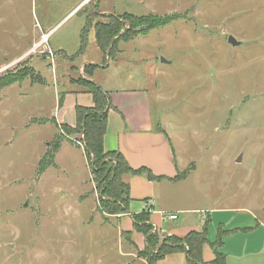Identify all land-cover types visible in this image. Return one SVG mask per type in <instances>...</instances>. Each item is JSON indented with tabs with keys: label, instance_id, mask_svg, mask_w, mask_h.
<instances>
[{
	"label": "rangeland",
	"instance_id": "1",
	"mask_svg": "<svg viewBox=\"0 0 264 264\" xmlns=\"http://www.w3.org/2000/svg\"><path fill=\"white\" fill-rule=\"evenodd\" d=\"M87 2L0 0V264H147L144 255L176 236L154 229L157 246L145 242L138 251L131 230L113 220L120 214L104 212L79 148L64 146L37 175L57 135L77 146L83 140L51 119L57 94L96 75L106 86L144 88L177 171H192L165 204L243 208L264 220V0H100L98 8ZM100 8L114 12L101 15ZM111 18L119 32L102 52L92 25ZM138 19L149 22L136 26ZM85 21L92 29L78 53ZM158 22L164 24L150 28ZM42 34L52 56L34 49ZM229 35L241 45L228 44ZM100 57L97 68H109L87 76L82 62ZM11 77L18 80L3 85ZM134 202L129 212L141 209ZM239 215L230 216L234 224ZM200 221L199 214H180L160 228H197ZM217 222L215 216L211 240ZM141 225L132 218L133 231L146 238ZM155 264L189 263L172 253Z\"/></svg>",
	"mask_w": 264,
	"mask_h": 264
},
{
	"label": "crops",
	"instance_id": "2",
	"mask_svg": "<svg viewBox=\"0 0 264 264\" xmlns=\"http://www.w3.org/2000/svg\"><path fill=\"white\" fill-rule=\"evenodd\" d=\"M87 1L79 0L78 6ZM99 1L93 0V2L89 1L87 4L92 2L98 8ZM100 9L102 10L101 15L114 12L113 8ZM100 60L101 57L95 61L85 59L82 65H99ZM108 68L109 66L107 65L95 70H107ZM96 76L91 77V81L98 84L103 91L109 94L112 106L107 113V127L103 139L104 151L118 152L132 169L146 168L158 178L149 180L145 174H125L122 176V181L128 185L127 197L129 201L127 205H137L134 201H138L140 202L138 205L142 206L140 210L135 209L133 213L128 211L125 214L114 216L113 220L119 228L125 231L131 230L130 237L136 249L138 251L143 250L146 238L143 234L133 231L132 218L135 215L147 213L149 215V224L154 227L155 231H167L168 235L185 236L191 231H200L206 224L208 243H205L202 248L201 258L203 263L210 264L215 259V251H218L224 255L225 264H264V258H259V255L264 252V220H262V215H258L257 217L251 210L229 206L213 207L210 209L205 206L195 207L192 205V207L187 209L179 205L165 204L164 199H171L172 190L181 186L179 184L185 182L190 177L192 171L183 170L187 171L186 176L175 180V177L180 172L176 169L178 166L173 145L166 130L161 128L160 119L155 118L152 114L150 94L144 88L106 86L105 81H100ZM128 80L131 79L128 78ZM60 94H64V97L62 107L59 108L58 97ZM93 105L94 102L91 94L76 87H71L57 94L56 106L51 119L53 118L59 126L67 125L74 127L76 123L75 107L90 108ZM64 146L68 147V149L79 148L87 159L83 147L77 146L69 140L62 142L60 150L56 155L61 152ZM136 212L138 213L135 214ZM171 213L177 216L175 220L167 218V215ZM187 213L200 215L201 221L199 222V227L181 228L169 226L167 230L160 228V225L165 223V221H176L180 214ZM238 213H243L245 216L239 215L241 219L234 224L230 216L232 215L233 217ZM215 216H217L218 221L216 239L211 240L209 227L215 220Z\"/></svg>",
	"mask_w": 264,
	"mask_h": 264
},
{
	"label": "trees",
	"instance_id": "3",
	"mask_svg": "<svg viewBox=\"0 0 264 264\" xmlns=\"http://www.w3.org/2000/svg\"><path fill=\"white\" fill-rule=\"evenodd\" d=\"M138 19L133 21L136 26L148 23ZM119 21L111 18L108 23H95L92 25L94 30L95 41L97 47L102 52L112 45V40L118 34ZM163 22H158L150 26L163 25ZM88 23L80 33V44L78 53H83L87 45V34L90 29ZM138 33V32H137ZM113 46V45H112ZM74 59L75 57H71ZM97 69L96 65L87 64L84 66V73L87 76H92L93 72ZM28 77L33 76L32 70L25 74ZM32 78V77H31ZM17 77H11L3 82V85L13 84L17 81ZM79 85L81 90L89 93L93 97L94 105L90 108L76 106L74 127L61 125V128L66 134H82L83 147L88 161L90 162L93 175L97 181V188L100 191L101 205L104 212L111 215L121 214L128 212V185L122 181V176L125 174H134L145 176L149 180L158 179L150 170L141 168L134 170L128 166L123 156L118 152H105L103 148V139L107 127V113L112 108L109 94L96 83L91 80H81ZM2 86V85H1ZM64 94L58 97V107H62ZM64 138L57 135L54 143L52 144L51 151L47 152L38 164L37 175H41L45 170L54 165V156L60 150ZM187 171L177 174L175 180L182 179L186 176ZM136 223L142 224L138 227L139 232L145 233L146 244L148 247L157 246V235L154 232V227L149 224V215L141 213L133 216ZM205 243H208L206 224L200 231H191L183 237L170 236L167 237L159 246L154 255H144L147 264H155L158 260L163 259L165 256L172 253H184L189 264H202V248ZM210 264H225V257L220 252L215 251V259Z\"/></svg>",
	"mask_w": 264,
	"mask_h": 264
},
{
	"label": "built area",
	"instance_id": "4",
	"mask_svg": "<svg viewBox=\"0 0 264 264\" xmlns=\"http://www.w3.org/2000/svg\"><path fill=\"white\" fill-rule=\"evenodd\" d=\"M46 44H47V35L46 34H42L41 36H40V39H39V42L37 43V44H35L34 45V49H38V48H40L41 46H43V51H42V53H48L50 56H52V52L50 51V49L48 48V47H46ZM80 146H82L83 145V143H82V139L80 140H77L76 141ZM150 208V207H149ZM167 218L169 219V220H175L176 218H177V216L175 215V214H168L167 215Z\"/></svg>",
	"mask_w": 264,
	"mask_h": 264
},
{
	"label": "water",
	"instance_id": "5",
	"mask_svg": "<svg viewBox=\"0 0 264 264\" xmlns=\"http://www.w3.org/2000/svg\"><path fill=\"white\" fill-rule=\"evenodd\" d=\"M227 43L230 44L231 46L233 47H237V46H240L241 45V42L240 41H237L233 36L229 35L228 38H227ZM162 63H166V61L161 58L160 59ZM240 161V158H238V160L236 162H239Z\"/></svg>",
	"mask_w": 264,
	"mask_h": 264
}]
</instances>
